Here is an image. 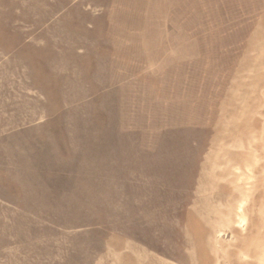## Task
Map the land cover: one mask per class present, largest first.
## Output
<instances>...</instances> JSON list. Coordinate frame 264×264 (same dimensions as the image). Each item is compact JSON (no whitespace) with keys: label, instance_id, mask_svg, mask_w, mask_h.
Listing matches in <instances>:
<instances>
[{"label":"rangeland","instance_id":"1","mask_svg":"<svg viewBox=\"0 0 264 264\" xmlns=\"http://www.w3.org/2000/svg\"><path fill=\"white\" fill-rule=\"evenodd\" d=\"M0 264H264V0H0Z\"/></svg>","mask_w":264,"mask_h":264}]
</instances>
